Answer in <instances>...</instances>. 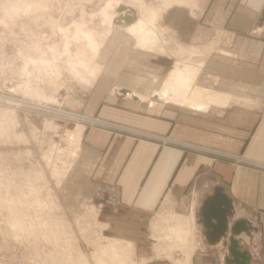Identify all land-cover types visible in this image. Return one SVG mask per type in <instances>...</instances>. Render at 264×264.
<instances>
[{"label": "crops", "instance_id": "1", "mask_svg": "<svg viewBox=\"0 0 264 264\" xmlns=\"http://www.w3.org/2000/svg\"><path fill=\"white\" fill-rule=\"evenodd\" d=\"M194 2L164 16L197 49L193 104L156 92L174 66L164 53L118 57L135 70L88 101L99 123L76 137L69 204L145 217L169 205L190 215L186 264H264V0Z\"/></svg>", "mask_w": 264, "mask_h": 264}, {"label": "rangeland", "instance_id": "2", "mask_svg": "<svg viewBox=\"0 0 264 264\" xmlns=\"http://www.w3.org/2000/svg\"><path fill=\"white\" fill-rule=\"evenodd\" d=\"M180 1L0 0V264H177L193 249L192 229L178 225L168 235L178 239L186 230L193 234L191 244L182 249L177 240L164 249L156 235L164 226L153 222L186 211L163 205L145 217L111 205H71L67 180L79 131L99 123L88 114L89 99L99 92L114 97L99 82L135 70L122 68L121 55L159 57L140 47L117 18L128 14L135 23L141 15L156 14L158 43L174 65L169 76L176 66L198 63L197 49L164 19L173 7L195 10L194 0V6ZM93 42L102 43L97 56ZM93 66L94 75L99 71L95 78ZM157 86L161 95L165 84Z\"/></svg>", "mask_w": 264, "mask_h": 264}, {"label": "bare ground", "instance_id": "3", "mask_svg": "<svg viewBox=\"0 0 264 264\" xmlns=\"http://www.w3.org/2000/svg\"><path fill=\"white\" fill-rule=\"evenodd\" d=\"M188 1V0H187ZM184 0L178 2V3H183ZM186 2V1H185ZM194 5L195 3L197 2H193ZM189 4L192 5V3L190 2L189 0ZM192 5V6H194ZM197 7V6H196ZM148 9V8H147ZM193 10V9H192ZM194 13V12H193ZM125 14V13H124ZM123 14V15H124ZM146 14V13H145ZM148 15V14H147ZM120 17V16H119ZM123 18H117L116 20L120 23H124L127 25L126 30L132 34L133 36H135L137 39H138V42L136 41V43L141 47H144V48H150L153 49V50H156L157 52H160V53H165V50L162 48V46L159 45V40H160V31L158 29V26L156 24V20H157V16L155 13L151 12L148 17H141L139 18V20L137 22H133L132 17L129 16L128 14L126 16H122ZM125 18V19H124ZM124 19V20H122ZM112 20V19H111ZM161 20V19H159ZM112 24V23H110ZM124 27V26H123ZM110 30V28H109ZM109 33V31H108ZM134 37V38H135ZM95 51H94V55H96V53L98 52L101 44L100 43H95ZM93 44V46H94ZM99 44V45H98ZM165 44V43H164ZM158 45V46H157ZM157 47V48H156ZM160 47V48H158ZM97 56V55H96ZM202 62V61H201ZM199 65V64H198ZM197 64H195L194 66L192 67H188L187 65H185L184 68H179L178 66L175 67V70H172L173 72L171 73V76H169L168 78V83L166 81L165 83V89H163L164 92L161 93V96H166V98H169V99H175L176 101L179 100V95L183 96L185 95V91H188L186 90L185 88L189 89V92L190 94H192V96H189L188 95V92H187V95L186 97H181V100L182 101H185L186 103L188 104H193L194 102V96L193 94L196 92V91H199L200 89V86L196 83V80H197V75H198V72L200 70V67L198 66ZM201 65V64H200ZM181 66V65H180ZM94 67V66H93ZM97 67H94V68H91L92 69V72H93V76L95 78L96 73L99 72L97 71V69L95 71H97L94 75V70ZM91 72V70H90ZM91 75V73H90ZM91 76V77H93ZM175 77L177 82H171V77ZM90 77V78H91ZM90 78L86 79V77L84 78L85 81H87V83H90L91 80ZM186 80L184 84L183 83V80ZM93 79V78H92ZM94 80V79H93ZM92 80V81H93ZM182 82V83H181ZM92 83V82H91ZM180 83L181 85H186L185 88H183L182 86H180ZM182 91V92H181ZM180 92V93H179ZM169 93V94H168ZM171 93V94H170ZM160 95V94H159ZM79 117V116H77ZM174 214V213H173ZM190 219V218H189ZM186 220H187V217H186ZM186 222V221H185ZM185 222H182L181 225H178V227L180 229H184V228H188L187 226H185ZM191 231V230H190ZM160 232V231H159ZM183 236H179V238L177 239L178 241H181V242H184L186 241V243H190L188 239H183V237H185V235L188 234V232L185 230L183 232ZM191 234V233H190ZM171 237L170 235H167L166 238H169ZM176 239V238H175ZM169 243L173 242V241H170L168 240ZM188 254H187V257L189 254L188 251H186ZM187 257L186 258H182L183 260H176L178 261L179 264H186V260H187ZM179 259V258H178ZM181 259V258H180ZM189 261V260H188ZM190 262V261H189ZM177 263V264H178Z\"/></svg>", "mask_w": 264, "mask_h": 264}, {"label": "built area", "instance_id": "4", "mask_svg": "<svg viewBox=\"0 0 264 264\" xmlns=\"http://www.w3.org/2000/svg\"><path fill=\"white\" fill-rule=\"evenodd\" d=\"M75 142H77V141H75ZM172 213H174V215H172ZM172 213H171V215H170V217L168 219H165V218L164 219H161V218L157 219V220H160V222H162L161 226H164V228L162 227L161 231L157 232V234H156V235H158L157 239H158L159 242L166 243L164 249H168V247H167L168 240L173 241V242H171V244L175 243L177 241V239H175V237L166 238L167 235L170 234V230H172L174 225H181L182 222L186 221V217H190L189 214H185L184 215V214H180V213H177V212H174V211ZM193 218H195V217L193 216ZM145 221H147V220H145ZM150 223H151V221H150ZM166 227H168V229H165ZM190 237H191V234L183 237V239L184 240L185 239L190 240L191 239ZM178 244H179V247H181L183 249V246L186 245V241H184V242L179 241Z\"/></svg>", "mask_w": 264, "mask_h": 264}]
</instances>
